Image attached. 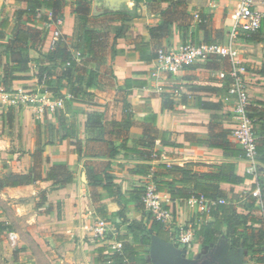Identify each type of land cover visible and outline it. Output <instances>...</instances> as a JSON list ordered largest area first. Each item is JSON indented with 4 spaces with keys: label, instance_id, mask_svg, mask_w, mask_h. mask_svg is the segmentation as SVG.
I'll return each instance as SVG.
<instances>
[{
    "label": "crops",
    "instance_id": "crops-1",
    "mask_svg": "<svg viewBox=\"0 0 264 264\" xmlns=\"http://www.w3.org/2000/svg\"><path fill=\"white\" fill-rule=\"evenodd\" d=\"M74 1L62 2L61 34L65 36L69 50L77 56L79 40L77 15L72 11ZM183 1L192 15L191 24L184 37L179 35L176 24L171 25L165 40L166 48L183 42H202L204 30H197L198 14L206 19L208 35L211 38L221 35V42L225 41L234 24L239 0ZM251 1L255 9L264 11V0ZM166 5L160 2L153 6V0H89L87 26L106 33L103 38L113 40L114 51L118 50L119 55L107 53L95 71L91 85H83L75 96L70 89L76 73L62 78L60 84L56 83L59 68L49 84L39 78L42 69L54 62L41 53L45 48L50 49L47 34L41 51L29 48L28 69L15 72L25 77L13 80L6 88L0 84V177L9 172L26 173L29 170L37 138L42 147L43 171L52 164H66L75 174L71 183L53 190H48V181L0 188V222L6 226L0 231V234H6L0 245V259H6V264H94L96 247H113L118 242L117 236L129 234L130 221L141 217L134 202L128 200L125 204L118 196L93 201V194L102 193L104 180L95 188L89 185V175L106 172L110 176L107 181L115 190L130 198L129 191L150 183L154 175L165 171L162 166L188 164L189 170L199 173L210 171V164L231 161L234 173L244 176L243 182H219L218 185L227 202L240 205L245 201L243 195L257 180L264 183V164L260 160L256 176L247 175L249 163L246 159L225 158L222 149L215 146L221 135L237 143L232 136L235 123L232 97L227 92L229 77L220 79L217 76L218 71L229 69L228 60L212 57L185 66L176 73L154 78L150 76L154 60L140 59V45L149 43V28L161 21L159 11ZM29 7L36 9L37 3L0 0V22L4 18L13 22L17 11ZM29 21L30 26L40 27V22L31 16ZM6 41V38L0 39V80L7 61L12 59L5 47ZM234 46L238 60L246 69L250 104L264 110V22L253 32L240 29ZM150 51L149 46L147 53ZM126 80L129 86L125 85ZM17 91L45 92L52 98L62 99V106L53 110L45 108L38 114L35 105L12 101V95ZM163 94L170 95L172 108H162ZM124 100L129 105L126 127L121 134L113 135L110 123L122 121ZM90 113L101 114V124L105 125L103 133L87 127ZM58 116L64 119V125H59ZM70 125H74L76 134L66 136V128ZM153 127L167 131L168 135L165 138L156 135L153 139L154 135L144 134L145 128ZM76 139L81 140L80 158L74 144ZM112 150L114 156H110ZM148 151L158 154L147 158L144 152ZM42 190H48L47 200L37 207ZM3 203H11L10 212L5 211ZM100 203L104 206L97 212ZM46 209L49 211L45 212ZM121 209L122 213L119 212ZM172 212L173 221L178 224H183L184 220L194 224L201 215L188 199L176 200ZM12 219L26 225L27 240L20 238L26 233L16 230ZM97 219L104 220L106 225L104 234L96 238L91 235L90 226ZM9 232L17 234L15 245L8 239ZM220 237L207 246L198 244L199 247L188 246L190 249L187 250L181 243L176 245L152 236L151 244L143 250L151 264H207L209 261L197 260L202 252L200 248L211 247L220 240V246L235 256L229 264H257L249 254L244 255L242 261L237 259L236 256L247 251L231 248L227 239L223 235Z\"/></svg>",
    "mask_w": 264,
    "mask_h": 264
},
{
    "label": "trees",
    "instance_id": "trees-1",
    "mask_svg": "<svg viewBox=\"0 0 264 264\" xmlns=\"http://www.w3.org/2000/svg\"><path fill=\"white\" fill-rule=\"evenodd\" d=\"M32 1L37 3L36 9L29 7L25 10H19L13 22L7 18L2 19L0 22V39H7L5 47L12 54V59L9 62L7 61L3 77L0 80V84L4 88L8 87L13 80L25 77L24 75H16L15 72H23L28 69L30 61L28 56L29 48H36L44 40L45 28L42 29L27 24V22H30V16L34 17L37 11L49 10L53 18L61 17L63 0ZM160 2L167 4L159 11L161 21L149 28V43L143 42L140 45L141 48L137 49L140 59L147 62H151L157 57L158 49L166 48L165 40L171 25L176 24L179 35L184 37L192 20V15L187 12L183 0H153V6ZM72 11L77 15L79 41L76 51L78 55L74 56L67 46L65 36L61 35L49 53V59L56 61L57 64L43 68L39 78L45 84H49L50 78L56 74V70L59 68L56 83L60 84L62 78L71 77L73 73H76L70 89L72 96H75L81 91L83 85L86 87L91 85L95 71L99 64L103 62L104 56L109 52L113 55L114 42L103 38L106 33L87 26L89 21V0H75ZM23 18H25V22H22ZM45 19V15L38 17L39 22H43ZM205 20L203 15H197V30H204L202 42L220 43L221 35L213 38L208 35ZM194 43H200V41L195 40ZM149 46L151 51L147 53ZM125 85H130L128 80H126ZM161 97L163 109L173 107V100L170 95L163 94ZM128 107V103L124 100V117L121 119L122 121L119 123L112 121L110 123L112 125L110 133L113 135L121 134L124 127H126V120L129 116ZM248 110L256 125L257 161L260 160L264 164V110L260 107H252L251 104H249ZM100 117L101 114L99 113H90L87 117V127L103 133L102 128L105 125L101 124ZM154 117L155 115H153ZM58 120L59 125H64V119L58 116ZM38 126L37 123V134ZM66 131V136L76 134L74 125L67 127ZM144 134L154 135V139L156 135H162L165 138L168 132L159 131L153 127L145 128ZM74 144L78 158H80L82 151L81 140L76 139ZM215 146L222 149L225 158L243 157L240 145L226 139L224 135H221V139L218 140ZM154 153L155 155H153ZM157 154L156 151L144 152L147 158H154ZM110 156H114L113 150ZM42 162V147L37 138L36 149L32 154V163L29 170L26 173L9 172L3 174L0 177V188L48 181V190H53L63 187L75 179L73 170L66 164H52L46 171H43ZM188 166V164L162 166L165 171L154 175L150 183L154 184L157 191L167 193L173 201L185 200L198 195H203L207 199L216 201L213 205H210L208 212H200V219L192 225L194 229L193 242L201 246H207L223 235L231 248L245 249L257 264H264V183L257 180L251 190L243 195L245 200L243 205L235 204L227 202L223 198L218 185L219 182L232 184L243 182L244 176L234 173L233 162L223 161L217 164H210V171L199 173L192 172L188 169ZM168 176H171V178H166ZM109 178L110 176L106 172L88 176L89 185L95 186V188L99 182L104 180V184L101 185L102 193L93 194V201L98 200L101 202L105 197L111 196L121 197L125 204L128 200H132L135 204V209L140 212L141 217L130 221L128 226L129 234L117 236V241L120 242L119 248L110 247L109 245L96 247L94 250V264H151L147 261L143 248L151 244L152 236L164 242H171L174 241L176 234L171 230L170 225L157 219L144 208L142 195L145 185L135 187L129 191L130 198H126L115 190L113 184L107 181ZM48 190L39 192L37 207L46 202ZM218 199L223 201L218 202ZM103 206L104 204L100 203L96 207V211L99 212ZM256 210L258 213H255ZM48 211L49 209L45 210V212ZM119 212L122 213L123 209ZM5 228V224L0 222V231Z\"/></svg>",
    "mask_w": 264,
    "mask_h": 264
},
{
    "label": "built area",
    "instance_id": "built-area-1",
    "mask_svg": "<svg viewBox=\"0 0 264 264\" xmlns=\"http://www.w3.org/2000/svg\"><path fill=\"white\" fill-rule=\"evenodd\" d=\"M45 15L43 21L48 35L49 47L52 49L61 34V17H52L51 11L37 12L35 17ZM264 22V11L255 9L251 0H239L238 8L235 12V21L231 26L226 39L220 43H190L184 42L176 47H168L157 50V57L153 61L151 77L158 78L163 74L176 73L181 68L191 65L198 61H206L212 57L226 58L229 62L228 70H220L217 76L220 79L229 77L227 87L228 94L233 101L234 128L232 136L240 145L243 151V158L249 163L247 174L256 176L257 174V132L255 120L250 116L248 106L250 104L246 85V69L238 60V52L234 46V40L239 30L253 32L259 29ZM44 77V76H43ZM12 101L33 104L37 107L38 114H42L45 108L55 109L62 106V99L52 98L47 93L41 91H17L12 95ZM258 191V189H257ZM188 201L197 206L199 212H208L210 205L216 201L207 199L203 195L191 197ZM223 200L218 199V202ZM144 208L152 213L157 219L170 225L169 220L173 219L172 205L175 201L171 200L165 192L157 191L153 183L145 185L142 195ZM105 221L97 219L90 226L93 237H100L104 234ZM194 237V229L191 227L178 232V241L182 245H189ZM8 239L11 245H15L17 234L9 232ZM114 248L120 247L117 242Z\"/></svg>",
    "mask_w": 264,
    "mask_h": 264
},
{
    "label": "rangeland",
    "instance_id": "rangeland-1",
    "mask_svg": "<svg viewBox=\"0 0 264 264\" xmlns=\"http://www.w3.org/2000/svg\"><path fill=\"white\" fill-rule=\"evenodd\" d=\"M37 12H42V11H37ZM32 18L38 20V17L34 16ZM40 28H42V29L45 28L43 22H40ZM45 30H46V28H45ZM43 39H45V38H43ZM44 44H45V40H43L40 45H37V47L35 49L37 51L38 50L41 51ZM50 51H51V48L48 51L45 48V52L41 51V53H44V56L49 58ZM72 53L74 54V56H76L75 52H72ZM117 55H119V51L118 50L114 51V53H113V56H117ZM51 65H56V61L51 63ZM246 85H247V83H246ZM3 208L5 209V211L10 212V210L12 209L11 203L10 204L3 203ZM184 221L185 222L183 224L182 223L178 224L176 222V220L173 221V219L172 220L170 219L169 222H168V223H170L171 230L174 231L175 234H176L174 241H171V242H174L176 245H181L180 242L178 241V239H176L178 237V232L181 231V230H185V229H187V228H189V227H191L193 225V224L190 223L189 220H184ZM11 222L14 225L16 230H20L21 232L23 231V232L26 233V235L21 234L20 238L23 237L25 240H27L28 239L27 234H29V233L26 230V225H24V223L21 222L20 220H16V219H12ZM4 239H6V234L5 233H1L0 234V245L2 244L1 242ZM219 239H221V237H219ZM220 243H221V241L218 240L211 247H205V248L201 247L200 250L202 252L200 254V257L197 259L198 262H204L206 260V261H209V263H207V264H229L231 259L232 260L235 259V256H232V252L229 249L221 247ZM188 246H190V247L191 246L199 247V245L196 244L193 241H191L189 245H184V247L187 250L190 249ZM244 255L247 256L248 252L247 253H242V255H240V256H236V258L239 259L240 261H242ZM1 256H2V252L0 253V257ZM4 260L2 261V259H0V264H6L8 262L6 259H4Z\"/></svg>",
    "mask_w": 264,
    "mask_h": 264
}]
</instances>
